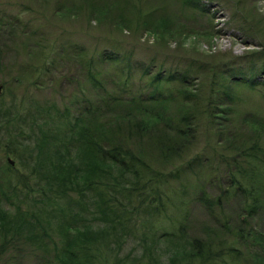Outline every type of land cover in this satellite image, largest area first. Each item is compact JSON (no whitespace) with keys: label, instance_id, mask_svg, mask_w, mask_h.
<instances>
[{"label":"rangeland","instance_id":"obj_1","mask_svg":"<svg viewBox=\"0 0 264 264\" xmlns=\"http://www.w3.org/2000/svg\"><path fill=\"white\" fill-rule=\"evenodd\" d=\"M159 69L186 78L184 106L199 114L192 126L184 124L187 139L173 150L154 129L115 139L152 167L176 168L178 177L164 187L171 196L166 212L155 215L139 198L119 194L116 209L99 215L94 194L78 193L79 185L43 201L24 189L43 183V167L49 178L58 157L77 176L70 131L87 99L102 110L82 116L79 128L99 132L120 109L105 113L108 96L147 90ZM176 86L168 89L175 101L163 110L171 117L183 103ZM207 103L210 114L203 116ZM245 154H253L262 178L264 0H0V264H76L65 253L75 244L82 247L73 249L78 262L190 264L194 238L223 247L226 264H264V185L251 217L243 194L230 186L252 171ZM35 158L45 166L34 165ZM201 194L220 197L219 205ZM228 246L233 256L224 252Z\"/></svg>","mask_w":264,"mask_h":264},{"label":"trees","instance_id":"obj_2","mask_svg":"<svg viewBox=\"0 0 264 264\" xmlns=\"http://www.w3.org/2000/svg\"><path fill=\"white\" fill-rule=\"evenodd\" d=\"M175 78L174 73H166L164 70L159 69L151 74V86L147 90L128 91L126 94L116 93L111 96L109 95L108 100L105 101V105L103 104L105 113L110 115L115 108L120 109L119 112H113V115L104 121L103 125L99 128V132L79 128L82 116H89L96 109L102 110V103L97 107L91 102L92 100L87 99L82 109V115H76L74 119L76 122L72 125V131H70L69 156L70 158L74 157V159L70 160V164H76L78 160L79 164H76L75 168L77 176L72 175L67 170L69 163L63 157H58L60 160L56 161L57 164L50 162L51 173L53 172V174L48 178L46 176L48 170L46 171L43 167L45 166L44 161L41 162L40 158H35L34 165L35 162L40 161L44 170L43 183L39 182L34 185L24 184V189L28 187L27 192L37 193L38 196L40 195V201H43V198L47 197L48 193H50V198L51 193L54 194V192L56 196H68L74 193V187L79 185L78 193L80 192L85 195L88 192H92L94 194L92 198V202L94 203L92 205L99 215H105L108 210L116 209L115 204L118 202L117 195L119 194H123L125 197L130 196L132 199L135 197L139 198L140 203L154 210L155 215L157 212L161 213L162 210L166 212L167 209L164 208V203L168 205L167 202H169L171 196L168 198L167 195L170 194L164 193V187H166L169 179L178 177L176 175V168L163 171L152 167L142 155L140 156L131 148L125 146L124 141L121 142L115 138L119 135L122 136L125 131L129 136L135 135L138 138V135L142 136L143 132L146 134L154 129L165 135V146L168 150H173L175 145L180 148L182 140L188 137L185 131L190 130V127L186 129L184 124L192 126L199 114L194 105H190L194 107L191 112H188L184 106V103H190L187 99L184 100V93L181 92L180 88L181 85L187 84L185 82L186 78H181L180 82ZM89 81L101 87V89L105 88L91 73ZM173 83H177L176 93L180 94L178 99L183 98L181 100L183 103L179 105V108L175 109L176 113L171 117L168 114V109L167 111L163 110L166 108L167 102L175 101L176 99L175 95L168 90ZM210 110V103H207L204 111L201 110L200 113L203 112V116H205L207 113L210 114ZM133 131H136V133ZM169 141H172L171 146L169 145ZM52 155L55 156V154ZM245 156L251 160L250 164H245L248 166V170L251 171L252 169V171L249 172V175L239 174L238 178H232L230 186L232 187V191H239L243 194L244 200H246L243 210L244 212L246 211L247 216L251 217L256 212L255 210L258 206L259 197L264 185V173L262 178L259 173L257 174V168L252 157L253 154H245ZM235 166L237 167L238 164L236 163ZM113 183H115L114 187ZM9 185L13 189L12 191H15L10 181ZM63 188L65 191H63ZM67 189L69 190L68 192ZM117 192L118 194H116ZM219 198L214 197L210 199L205 194L199 196L200 200L205 201L211 206L219 205ZM113 221L115 222L114 219ZM4 224L5 213L0 212L1 227ZM177 227L178 231L183 232L181 224H178ZM161 236L168 239L175 237V234L162 230ZM191 248L192 251L188 253L190 264H226L225 261L220 260L221 251L224 250L223 247L212 249L207 244L205 245V242L202 240L194 238L191 241ZM73 249H76L78 252V250H82V247L75 244ZM73 249L65 247V253L68 256L70 255L73 263L95 264L92 260L87 259H82L80 262L76 261L75 259L80 257H72L74 254ZM226 249L229 252L226 250L224 252L231 254V256H233V251H236L232 246H228ZM153 259L157 260L154 257Z\"/></svg>","mask_w":264,"mask_h":264},{"label":"water","instance_id":"obj_3","mask_svg":"<svg viewBox=\"0 0 264 264\" xmlns=\"http://www.w3.org/2000/svg\"><path fill=\"white\" fill-rule=\"evenodd\" d=\"M8 161H9L10 163H12V161H10V159H8Z\"/></svg>","mask_w":264,"mask_h":264}]
</instances>
